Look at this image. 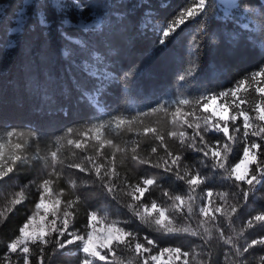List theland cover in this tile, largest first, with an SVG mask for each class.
<instances>
[{
    "label": "snow or ice",
    "instance_id": "obj_1",
    "mask_svg": "<svg viewBox=\"0 0 264 264\" xmlns=\"http://www.w3.org/2000/svg\"><path fill=\"white\" fill-rule=\"evenodd\" d=\"M30 19L24 89L0 87V264H264V0L0 3Z\"/></svg>",
    "mask_w": 264,
    "mask_h": 264
},
{
    "label": "trees",
    "instance_id": "obj_2",
    "mask_svg": "<svg viewBox=\"0 0 264 264\" xmlns=\"http://www.w3.org/2000/svg\"><path fill=\"white\" fill-rule=\"evenodd\" d=\"M6 2H8V0H0V3H6ZM14 3L23 4L24 0H14ZM26 15H30L29 13H27V10H26ZM46 15L48 14L46 13ZM37 23H38L37 20H31V19L27 20L26 28L23 33L11 32V27H14V24L9 25L7 29H5L3 26H0V56H4L6 53L11 54V59L9 60L6 69H5V65L3 63H0V87H3L6 83H8V81H11V83L8 84L9 87L20 91L24 89V78L22 74L17 71V60H18L17 49L15 46L12 49H8L7 43L9 40H12L14 41V45H15L34 38L36 32L30 31L29 29L34 28ZM205 62H207L206 57H205ZM171 71H172L171 67L168 69L167 73L162 72L159 68H157L154 76L155 81L161 87H163V81L167 78L168 75L171 74ZM4 75H7V81H5ZM33 103H39V101L33 100L31 97L26 96L24 100L25 109L20 113L19 120L26 119V117L29 115V107ZM19 219L20 217L17 216L13 221V223L18 222ZM0 235H3L2 231H0Z\"/></svg>",
    "mask_w": 264,
    "mask_h": 264
}]
</instances>
